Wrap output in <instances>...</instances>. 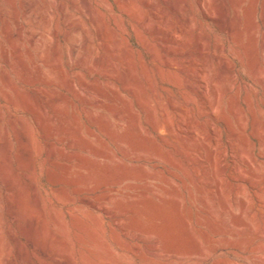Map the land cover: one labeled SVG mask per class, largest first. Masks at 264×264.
<instances>
[{"label": "rangeland", "instance_id": "374dc122", "mask_svg": "<svg viewBox=\"0 0 264 264\" xmlns=\"http://www.w3.org/2000/svg\"><path fill=\"white\" fill-rule=\"evenodd\" d=\"M263 126L264 0H0V264H264Z\"/></svg>", "mask_w": 264, "mask_h": 264}, {"label": "bare ground", "instance_id": "6f19581e", "mask_svg": "<svg viewBox=\"0 0 264 264\" xmlns=\"http://www.w3.org/2000/svg\"><path fill=\"white\" fill-rule=\"evenodd\" d=\"M171 2V1H170ZM234 3V2H233ZM238 3V2H237ZM239 4V3H238ZM25 5H27L24 9H25V12H24V14H25V16H26V18H27V20H29V21H31V18H32V10L34 9L33 8V6H32V4L31 5H28V4H25ZM130 7H132V6H130ZM233 8V7H232ZM233 10H234V8H233ZM34 11V10H33ZM133 12V11H132ZM236 12V11H235ZM134 14V13H133ZM135 16H137V15H135ZM162 16V15H161ZM158 17H160V16H158ZM137 18V17H136ZM157 18V17H156ZM73 19V18H72ZM160 19H161V17H160ZM70 20V19H69ZM187 20V19H186ZM67 21V20H66ZM28 22V21H27ZM74 22V21H73ZM37 23H39V22H37ZM43 23V22H42ZM35 24V23H34ZM73 24V23H72ZM152 24V23H151ZM37 25V24H36ZM41 25L39 24V27H40ZM44 26V25H43ZM42 26V27H43ZM152 26V25H151ZM186 26V25H185ZM38 27V28H39ZM189 27V26H188ZM225 30V29H224ZM227 30V29H226ZM228 31V30H227ZM229 32V31H228ZM72 33V32H71ZM174 34H178V35H181V34H185V29H184V27L183 26H181V25H177L173 30H171V31H168V36L169 37H173V35ZM231 34V33H230ZM71 35V34H70ZM68 36V35H67ZM232 36V35H231ZM185 37V36H184ZM184 39V38H183ZM189 40V39H188ZM233 41V40H232ZM188 42V41H187ZM190 42V41H189ZM192 42V41H191ZM178 45H183V44H186L185 42H176ZM144 44V43H143ZM192 44V43H191ZM109 46V45H108ZM168 47H170V46H168ZM112 48V47H111ZM174 48V47H173ZM177 48V47H176ZM110 49V48H109ZM115 49V48H114ZM153 49V48H152ZM111 50V49H110ZM151 50V49H150ZM73 51V50H72ZM75 51V50H74ZM73 51V52H74ZM152 51V50H151ZM41 52V51H40ZM202 52V51H201ZM79 57V56H78ZM77 58V57H76ZM167 58V57H166ZM156 59V58H155ZM159 60V59H158ZM192 61H194V60H192ZM75 62V61H74ZM195 62V61H194ZM112 63V62H111ZM223 65V64H222ZM178 66V65H177ZM104 74V73H103ZM117 76V75H116ZM115 77V76H114ZM119 78V77H118ZM117 78V79H118ZM80 81V80H79ZM215 81H217L216 83H219V85H220V83H221V80H215ZM150 85V84H149ZM123 88H124V90H126V91H129V88L126 86V85H123ZM150 89V88H149ZM112 90V89H111ZM155 94V93H154ZM216 94V93H215ZM139 96V95H138ZM155 98V97H154ZM88 102V101H87ZM141 103V102H140ZM212 104V103H211ZM210 104V105H211ZM129 105V104H128ZM208 106V105H207ZM211 106H213V105H211ZM210 107V106H209ZM210 108H213V107H210ZM213 110V109H212ZM208 114V113H207ZM212 114V113H211ZM123 117V116H122ZM254 117V116H253ZM240 118V117H239ZM251 118V117H250ZM255 118V117H254ZM215 121V120H214ZM245 121H247V120H245ZM165 122V121H164ZM209 122H210V120H209ZM253 122H254V119H253ZM261 122V121H260ZM179 123H181V122H179ZM249 123V122H248ZM245 124H246V122H245ZM263 124V123H262ZM261 124V125H262ZM247 125V124H246ZM249 125V124H248ZM258 125V124H257ZM155 126H157V125H152V128L153 127H155ZM161 126V125H160ZM209 126V125H208ZM260 126V125H259ZM245 127V126H244ZM249 127H250V125H249ZM264 127V126H263ZM163 128V127H162ZM259 128V127H258ZM261 128V127H260ZM154 130H156V129H158L157 127H155V128H153ZM166 129H168L169 131L171 130V127H170V125L168 124L167 125V128ZM154 130H152V131H154ZM178 130V129H177ZM236 130V129H235ZM247 130H248V128H247ZM262 130V129H261ZM102 131V130H101ZM184 131V130H183ZM188 131V130H187ZM260 131V130H259ZM264 131V130H263ZM173 132V131H172ZM191 132V131H190ZM229 132V131H228ZM236 132V131H235ZM251 132V131H250ZM249 132V133H250ZM262 132V131H261ZM260 132V133H261ZM29 133V132H28ZM183 133V132H182ZM192 133V132H191ZM241 133V132H240ZM214 134V133H213ZM229 134V133H228ZM236 134V133H235ZM244 134V133H243ZM253 134V133H252ZM250 135V134H249ZM259 135V134H258ZM264 136V135H263ZM250 137V136H249ZM258 136H256V138H257ZM235 138V137H234ZM261 138V137H260ZM24 139V141H26V139H25V137L23 138ZM228 139V138H227ZM231 139H233L232 137H231ZM27 140H28V138H27ZM250 140H251V138H250ZM23 141V140H22ZM246 141H249L248 139H246ZM252 141H253V139H252ZM262 141L264 142V139H262ZM213 142H215V141H213ZM229 142V141H228ZM227 142V143H228ZM253 142H255V141H253ZM27 143V142H26ZM30 143V142H29ZM230 143H232V142H230ZM236 143V142H235ZM249 143V142H248ZM232 145V144H231ZM234 145V144H233ZM246 145H247V142H246ZM253 146V145H252ZM29 147V146H28ZM247 147V146H246ZM256 147V146H255ZM261 147V146H260ZM263 147V146H262ZM231 148V147H230ZM233 148V147H232ZM240 149V148H239ZM247 149V148H246ZM237 150V149H236ZM235 150V151H236ZM231 151V150H230ZM233 151V150H232ZM238 151V150H237ZM27 153V152H26ZM187 153V152H186ZM222 153V152H221ZM238 153H240V152H238ZM52 154V153H51ZM180 154L182 155V156H184V158H186V159H188L189 161H190V158H189V155H187V154H185L183 151L181 152L180 151ZM189 154V153H188ZM219 154V153H218ZM226 154V153H225ZM228 154H229V152H228ZM230 154H232V153H230ZM234 154V153H233ZM155 157H157V155L156 154H153ZM194 155V154H193ZM237 155V154H236ZM239 155V154H238ZM29 156V155H28ZM191 156V158H192V154L190 155ZM214 156V155H213ZM243 156V155H242ZM196 157V156H195ZM232 157V156H231ZM237 157V156H236ZM182 158V157H181ZM245 158V157H244ZM193 159V161H194V157L192 158ZM230 159V158H229ZM233 159V158H232ZM239 159V158H238ZM185 160V159H184ZM199 160V159H198ZM217 161H219V160H217ZM223 161H224V157H223V155H222V158L220 159V163H223ZM244 161V160H243ZM259 161V160H258ZM260 162V161H259ZM187 163V162H186ZM195 162H193V164H194ZM229 163H230V161H229ZM190 164V163H189ZM197 164V163H196ZM258 164V163H257ZM211 166H210V173L209 174H206L205 176H203V175H200V173H199V171H194L193 173H194V175H195V177H196V183H199V184H203V183H209V182H212L213 181V179H214V171H215V168H216V163H215V161H214V158L212 157V159H211V164H210ZM221 165V164H220ZM235 165V164H234ZM240 165H242V161H241V164ZM243 165H245V167L246 166H250V163L248 162V159H247V161H244L243 162ZM253 165V164H252ZM254 165H256V164H254ZM190 166V165H189ZM194 166V165H193ZM196 166V165H195ZM194 166V167H195ZM199 166H201V165H199ZM223 166V165H222ZM242 167V166H241ZM191 168V167H190ZM206 168V167H205ZM229 168V167H228ZM231 168V172L233 173V174H235L236 173V175L233 177H231L232 178V180L236 183L237 182V185H236V187L238 188V190H240L243 186L246 188V186H249L250 187V183H249V181L247 180V178L245 177V176H243V175H241V174H238V170L234 167V166H231L230 167ZM238 168V167H237ZM33 169V168H32ZM193 169V168H192ZM252 169V168H251ZM201 170V169H200ZM245 170V169H244ZM189 171H190V169H189ZM246 171V170H245ZM228 173H227V176L229 175V174H231V173H229V171H227ZM248 172V171H247ZM190 173V172H189ZM191 173H192V171H191ZM207 173V172H206ZM225 173H226V171H225ZM241 173V172H240ZM245 173V172H244ZM250 173V172H249ZM252 173V172H251ZM220 174V173H219ZM243 174V173H242ZM232 175V174H231ZM220 176H221V174H220ZM225 176H226V174H225ZM191 177V176H190ZM223 177V176H222ZM222 177H220V178H222ZM219 178V176L217 177V179ZM184 179V178H183ZM226 179V178H225ZM250 179V178H249ZM258 179V178H257ZM216 180V179H215ZM224 180V179H223ZM256 181V180H255ZM193 182H194V180H193ZM214 182V181H213ZM232 182V181H231ZM183 183H185V182H183ZM195 183V184H196ZM238 183H242V184H238ZM189 184H191V183H189ZM216 184H217V191H220V188H221V186L219 185L220 183L219 182H216ZM225 184H226V182H225ZM185 185V184H184ZM192 185V184H191ZM215 185V184H214ZM222 185V184H221ZM227 185V184H226ZM234 185V184H233ZM173 186V185H172ZM175 186V185H174ZM178 186H180V185H178ZM183 186V185H182ZM256 186V185H255ZM191 187V186H190ZM260 186H258L257 188L258 189H260L259 188ZM263 187V186H262ZM262 187H261V189H262ZM199 188V191L201 192V193H203V190H202V188L201 187H198ZM232 188H233V186H232ZM240 188V189H239ZM251 188V187H250ZM257 188H255V189H257ZM182 189V188H181ZM192 189V188H191ZM193 189H195V188H193ZM214 189V188H213ZM248 189V188H247ZM252 189V188H251ZM210 190H212V189H210ZM238 190L236 189V191H237V193H239L238 192ZM249 190V189H248ZM254 190V189H253ZM168 191H169V189H168ZM178 191V190H177ZM233 191H235V189L233 190ZM235 191V192H236ZM255 191V190H254ZM260 191V190H259ZM172 192V191H171ZM181 192H183V191H181ZM186 192H188L187 190H186ZM191 192V191H190ZM196 192V191H195ZM212 192V191H211ZM234 192V193H235ZM253 192V191H252ZM210 193V192H209ZM254 193V192H253ZM259 193V192H258ZM207 194V193H206ZM214 194V193H213ZM212 194V195H213ZM264 194V193H263ZM172 195V194H171ZM179 195V194H178ZM211 195V196H212ZM221 195V194H220ZM233 195V194H232ZM240 195V194H239ZM260 195H262V194H260ZM195 196H197V195H195ZM214 196V195H213ZM218 196V195H217ZM224 196V195H223ZM228 196V195H227ZM253 196V195H252ZM256 196V195H255ZM174 197H175V195H174ZM222 197V196H221ZM225 197H226V194H225ZM234 197V196H233ZM257 197V196H256ZM188 198V197H187ZM230 198V197H229ZM228 198V199H229ZM238 198V197H237ZM203 199V198H202ZM208 199V198H207ZM225 199H227V198H225ZM253 199V198H252ZM256 199H258V198H256ZM169 200V199H168ZM174 200V199H173ZM176 200V199H175ZM216 200V199H215ZM178 201V200H177ZM184 201V200H183ZM209 201H211V199L209 200ZM217 201V200H216ZM230 201V200H229ZM253 201H254V199H253ZM204 202V201H203ZM215 201H213V203H214ZM226 202V201H225ZM235 202V201H234ZM242 202V205H245L246 204V202L244 201V200H242L241 201ZM256 202V201H255ZM259 202H260V200H259ZM205 203V202H204ZM257 203V202H256ZM190 204V203H189ZM193 204V203H192ZM212 204V203H211ZM215 204H217V203H215ZM233 205L235 204V203H232ZM263 204V203H262ZM261 204V205H262ZM213 205V204H212ZM236 205V204H235ZM197 206V205H196ZM207 206V205H206ZM264 206V205H263ZM209 207V206H208ZM207 207V209H209ZM214 207V206H213ZM216 207V206H215ZM232 207V206H231ZM175 208V207H174ZM185 208V207H184ZM217 208H219L218 207V205H217ZM230 208V207H229ZM191 209V208H190ZM215 209V208H214ZM147 210V209H146ZM145 210V211H146ZM189 210V209H188ZM239 210V209H238ZM248 210V209H247ZM170 211V210H169ZM182 211V210H181ZM186 211H187V208H186ZM203 211V210H202ZM205 211V210H204ZM206 211H208V210H206ZM219 211H220V208H219ZM223 211V210H222ZM226 211V210H225ZM149 212V211H148ZM176 212V211H175ZM227 212V211H226ZM239 212V211H238ZM242 212V211H241ZM249 212V211H248ZM253 212V211H252ZM201 213V212H200ZM214 213V212H213ZM215 213H217V212H215ZM244 213H246V212H244ZM210 214V213H209ZM178 215V214H177ZM186 215V214H185ZM218 215V214H217ZM229 215V214H228ZM252 215V214H251ZM183 216H184V214H183ZM197 216V215H196ZM223 216V215H222ZM230 216V215H229ZM250 216V215H249ZM254 216V215H253ZM209 217V216H208ZM212 217V216H211ZM217 217H221L220 215L219 216H217ZM224 217V216H223ZM222 217V218H223ZM226 217V216H225ZM188 218V217H187ZM251 218V217H250ZM180 219V218H179ZM216 219V218H215ZM230 219V218H229ZM242 219V218H241ZM244 219V218H243ZM189 220V219H188ZM199 220V219H198ZM219 220H221V219H219ZM224 220H226V218L224 219ZM191 221V220H190ZM211 221H212V219H211ZM215 222H217L216 220H214ZM213 221V222H214ZM150 222V221H149ZM138 223H142V222H138ZM200 223V222H199ZM246 223V222H245ZM148 224V223H147ZM146 224V225H147ZM149 224H151V223H149ZM193 224V223H192ZM248 224V223H247ZM141 225H143V223L141 224ZM145 225V224H144ZM156 225V224H155ZM264 225V224H263ZM150 226H152V225H150ZM229 226V225H228ZM230 226H232V225H230ZM230 226L228 227V229L230 228ZM148 227V226H147ZM196 227V226H195ZM227 226H225V228H226ZM140 228V227H139ZM145 228H146V226H145ZM150 228V227H149ZM232 228V227H231ZM251 228V227H250ZM153 229V228H152ZM172 229V228H171ZM190 229H192V228H190ZM190 229H189V231H190ZM193 229H195V228H193ZM239 229H240V227H239ZM127 230V229H126ZM173 230V229H172ZM230 230V229H229ZM233 230V229H232ZM232 230H230V231H232ZM234 230H235V227H234ZM252 230V229H251ZM250 230V231H251ZM202 231H203V229H202ZM229 231V232H230ZM243 232H244V230H242ZM246 231V230H245ZM191 232V231H190ZM249 232V231H248ZM130 233V232H129ZM132 233H133V231H132ZM144 233L145 234H147L148 235V237H149V235L150 234H153L154 233V229L153 230H151V229H146L145 231H144ZM156 233V232H155ZM197 233V232H196ZM206 233V232H205ZM231 233V232H230ZM250 233V232H249ZM139 234V233H138ZM201 234V233H200ZM207 234V233H206ZM237 234H238V232H237ZM256 234V233H255ZM133 235V234H132ZM143 235V234H142ZM158 235V234H157ZM159 235H161V234H159ZM194 235V234H193ZM197 235H198V233H197ZM211 235V234H210ZM240 235V234H239ZM140 236V235H139ZM151 236V235H150ZM153 236V235H152ZM152 236H151V238H152ZM238 236V235H237ZM243 236V235H242ZM250 236V235H249ZM142 236H140L139 238L140 239H142L141 238ZM154 237V236H153ZM173 237V236H172ZM216 238V237H215ZM222 238V237H221ZM248 238V237H247ZM253 238V237H252ZM139 239V240H140ZM157 239V238H156ZM155 240V239H154ZM199 240V239H198ZM215 240V239H214ZM137 241V240H136ZM142 241V240H141ZM140 241V242H141ZM144 241V240H143ZM142 241V242H143ZM156 241H158V243H159V240H156ZM227 241V240H226ZM141 242V243H142ZM149 242V241H148ZM221 242V241H220ZM139 243V242H138ZM150 243H152V241L150 242ZM157 243V242H156ZM155 243V244H156ZM207 243V242H206ZM218 244V243H217ZM228 244V243H227ZM135 245V244H134ZM158 245V244H157ZM204 245V244H203ZM214 246V245H213ZM153 247V246H152ZM158 247V246H157ZM201 247V246H200ZM200 247H198L197 249H198V251H196L195 253L196 254H199V255H204L205 256V252L200 248ZM204 247V246H203ZM208 247V246H207ZM206 247V248H207ZM211 248V247H210ZM228 248V247H227ZM130 249V248H129ZM134 249H135V247H134ZM144 249V248H143ZM153 249V248H152ZM157 249V248H156ZM214 250H217L218 249V247H214L213 248ZM150 250V249H149ZM237 250V249H236ZM126 251V250H125ZM139 251V250H138ZM161 251V250H160ZM132 252V249L130 250V253ZM218 252V251H217ZM155 253V252H154ZM223 253V252H222ZM129 254V253H128ZM132 254V253H131ZM136 254V253H135ZM187 254L188 255H193L194 253H192V251H190V252H187ZM211 254V253H210ZM209 254V255H210ZM213 254V253H212ZM139 255V254H138ZM150 255V254H149ZM157 255V254H156ZM208 255V256H209ZM222 255V254H221ZM233 255V254H232ZM148 256V255H147ZM164 256V255H163ZM169 256V255H168ZM211 256V255H210ZM213 256V255H212ZM215 256V255H214ZM213 256V257H214ZM218 256H219V254H218ZM142 256H140V258H141ZM158 257V256H157ZM181 257V256H180ZM206 257V256H205ZM233 257V256H232ZM135 258V257H134ZM200 258V257H199ZM208 258V257H207ZM210 258V257H209ZM224 258V257H223ZM161 259V258H160ZM159 259V260H160ZM187 259V258H186ZM211 259H213V258H211ZM218 259V258H217ZM216 259V260H217ZM143 260V259H142ZM166 260V259H165ZM171 260V259H170ZM174 260H176L175 259V256H174ZM173 260V261H174ZM179 260V259H178ZM194 260V259H193ZM205 260V259H204ZM164 261V260H163ZM184 261V260H183ZM201 261H202V259H201ZM159 262V261H158ZM171 262V261H170ZM203 262V261H202ZM207 262V261H206ZM223 262V261H222ZM226 262V261H225ZM149 263H151V262H149ZM179 263H180V261H179ZM140 264V263H139ZM143 264H145V263H143ZM148 264V263H147ZM162 264H164L163 262H162ZM176 264V263H175ZM197 264V263H196ZM206 264V263H205ZM214 264H226V263H221V262H219V261H217V262H215ZM227 264H231L230 262L229 263H227Z\"/></svg>", "mask_w": 264, "mask_h": 264}]
</instances>
